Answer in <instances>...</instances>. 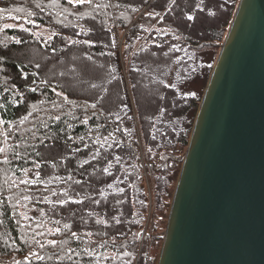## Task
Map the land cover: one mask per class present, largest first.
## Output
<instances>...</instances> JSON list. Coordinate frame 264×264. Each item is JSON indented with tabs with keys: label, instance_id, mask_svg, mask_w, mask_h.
<instances>
[{
	"label": "trees",
	"instance_id": "1",
	"mask_svg": "<svg viewBox=\"0 0 264 264\" xmlns=\"http://www.w3.org/2000/svg\"><path fill=\"white\" fill-rule=\"evenodd\" d=\"M237 2L0 0V264H150L144 166L161 206Z\"/></svg>",
	"mask_w": 264,
	"mask_h": 264
},
{
	"label": "water",
	"instance_id": "2",
	"mask_svg": "<svg viewBox=\"0 0 264 264\" xmlns=\"http://www.w3.org/2000/svg\"><path fill=\"white\" fill-rule=\"evenodd\" d=\"M157 264H264V0H239L220 45Z\"/></svg>",
	"mask_w": 264,
	"mask_h": 264
},
{
	"label": "rangeland",
	"instance_id": "3",
	"mask_svg": "<svg viewBox=\"0 0 264 264\" xmlns=\"http://www.w3.org/2000/svg\"><path fill=\"white\" fill-rule=\"evenodd\" d=\"M238 3H239V0L236 4V8H237ZM236 8H235L234 12L236 11ZM234 12H233V15H234ZM225 16L226 15H223L222 21H220V22H222V23L224 22ZM232 18H233V16H232ZM232 18L229 22V25L227 26V30L231 24ZM11 19H12V17L9 16V20L7 21L6 24L3 25V28H5V27H19V28L24 27L23 24H17L15 22H12ZM218 23H219V21H218ZM35 34L40 35V36H44L45 34H48V32L45 29H39V30L35 31ZM226 34H227V32L225 31V33L223 35V40L221 42H219V49H215V50L211 49V50H207V51L205 50V51L199 52L195 55L196 61L194 62L193 66L196 68H198V66H199L200 72L196 75V77H193L190 81H188L186 84H184L182 86L181 90L184 93H193L197 97L202 98L204 90H205L206 85H207L206 84V71H207L206 68L208 69V67L213 62L215 64L216 59L218 57V53L220 51V45L223 43V41L226 37ZM212 69H211V72H212ZM208 72H207V74H208ZM83 81L84 80H79L78 82L82 83ZM185 151H183V153H181L183 158H184ZM181 155H180V157H181ZM180 168H181V166H180ZM179 172H180V169H179ZM142 177H143V181H144V187H146V191H147L146 194H147V200H148V216L146 219V224H145L144 229H143L142 234H141V239L144 242L143 243L144 248H141V250L143 249L146 252L147 259L151 260L150 264H157V260H158L160 250H161V246L163 243V236H164L166 225H167V218H168V213H169V209H170V204L172 201V196H173V193L175 190L177 180L175 183H172V186L169 190L171 197H170V195H169V197H167V196L165 197L163 195L162 196L163 203L161 206H159V204L156 201V193L154 191V187H155V181L154 180L156 178L154 173L151 174L148 167L144 166ZM177 179H178V176H177ZM143 245H141V246H143Z\"/></svg>",
	"mask_w": 264,
	"mask_h": 264
},
{
	"label": "snow or ice",
	"instance_id": "4",
	"mask_svg": "<svg viewBox=\"0 0 264 264\" xmlns=\"http://www.w3.org/2000/svg\"><path fill=\"white\" fill-rule=\"evenodd\" d=\"M84 3L85 2V0H68V3L69 4H73V3ZM202 11H203V9H201ZM187 19L188 20H192L193 19V17L191 16V15H189L188 17H187ZM17 43H20V41H16ZM33 91H35L34 89H33ZM0 151H2V150H0ZM105 171H107V169H105ZM73 235H75V233H73Z\"/></svg>",
	"mask_w": 264,
	"mask_h": 264
}]
</instances>
